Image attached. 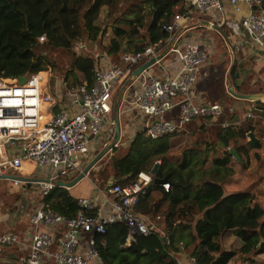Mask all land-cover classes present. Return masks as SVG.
Masks as SVG:
<instances>
[{
	"label": "trees",
	"instance_id": "obj_1",
	"mask_svg": "<svg viewBox=\"0 0 264 264\" xmlns=\"http://www.w3.org/2000/svg\"><path fill=\"white\" fill-rule=\"evenodd\" d=\"M121 1L0 0V79H18L53 67L66 71L61 81L63 88L85 83L92 86L101 65L97 45L104 44L106 57L121 61L125 53L165 42L169 36L164 26L177 13H185L189 4L188 0H142L149 4V13L145 7L133 6L132 16L121 22L117 16ZM111 30L112 38L106 46ZM44 51L48 53L43 55ZM258 102L256 119L239 123L241 111L236 107L224 110L217 121L204 117L206 122L197 129L207 134L212 127L215 137L200 136L191 144L182 139L177 148L181 161L172 160L171 155L174 139L185 130L158 139L142 131L130 141L123 156L114 157L118 149H113L109 155L112 176L102 183L97 180L98 188H105L111 179L121 185L133 182L140 172H151L158 160L162 163L157 178L168 179L171 186L166 191L154 183L138 206L145 217L161 215L165 236H138L131 248L124 249L128 227L123 223L108 225L106 233L96 237L105 264H177L176 257L183 251L199 264H230L238 254L243 256L241 261L235 259L238 263L262 264L264 237L258 228L264 226V207L255 203L253 192L226 194L217 182L219 177L235 174L232 157L248 164L251 150L262 148L258 126L264 124V102ZM226 122L228 127L223 126ZM250 133L255 139L249 140ZM94 172L91 174L96 177ZM78 200L72 189L55 188L42 203L72 219L80 210ZM230 231L242 241L240 250H225L218 241Z\"/></svg>",
	"mask_w": 264,
	"mask_h": 264
},
{
	"label": "built area",
	"instance_id": "obj_2",
	"mask_svg": "<svg viewBox=\"0 0 264 264\" xmlns=\"http://www.w3.org/2000/svg\"><path fill=\"white\" fill-rule=\"evenodd\" d=\"M230 1L237 11H240L241 3H246L250 13L240 21L229 22L223 18L222 0H188V10L177 13L164 26L169 38L148 45L144 50L125 53L121 58L124 68L111 66V59L103 52H97L101 65L96 69L95 82L92 86L85 83L71 87L67 97L71 100L70 107L61 106L55 97L43 95L46 85L41 84L42 72L29 75L22 85L17 79H0V180L12 181L16 186L31 184L44 198L58 187V181L74 179L95 157L93 140L107 128L106 121L115 127V121L110 117L119 87L124 91L139 87L130 100H122L119 112L131 114L138 111L142 114L144 131L151 139L186 130L199 117H220L222 109L219 104L203 105L192 99L197 95L199 69L207 62L208 53L197 40L184 45L181 42L190 30L191 13L197 11L218 13L221 18L219 23H209L207 29L228 26L234 35L245 31L264 49V1ZM40 40L43 42L44 36ZM162 54L165 56L155 65L135 76L140 66ZM167 56L175 58V69L167 70L163 63ZM44 105L47 106L46 112L43 111ZM245 118L252 120L257 116L254 111H248ZM223 126L228 127V123ZM122 144L121 140L114 148ZM87 160L90 161L86 163ZM26 161L37 164L41 173L38 179L23 181L9 177L10 171L22 169ZM154 179L151 172L142 171L136 180L125 185L109 181L100 191L111 207L112 212L108 214L97 210L90 198H79L80 210L72 219L41 204L29 217L31 251L23 264H41L44 257L54 258L57 264H105L96 237L104 235L107 226L115 223L126 224L129 229L125 248L132 247L138 236L159 233L138 209ZM160 186L169 191L171 185L167 181ZM62 226L66 229L61 230ZM59 234L61 238L58 240ZM17 241V234L1 235L0 254ZM55 244L57 249L52 252L50 249ZM176 259L177 264H181L178 256ZM190 264L199 263L191 257Z\"/></svg>",
	"mask_w": 264,
	"mask_h": 264
},
{
	"label": "crops",
	"instance_id": "obj_3",
	"mask_svg": "<svg viewBox=\"0 0 264 264\" xmlns=\"http://www.w3.org/2000/svg\"><path fill=\"white\" fill-rule=\"evenodd\" d=\"M222 4L224 13L223 18L229 22L240 21L250 13V9L246 3L240 4V11H237L236 6H234L230 0H222ZM220 21L221 18L218 13L202 14L193 11L188 23L190 30L182 38L181 44L183 45L197 40L208 53L207 62L199 69L197 95L192 97V99L194 102L203 105L219 104L222 109L221 115H223L224 110L226 111L227 108H240V115L237 116L238 119H236L241 123L247 121L245 113L248 111H254L255 113V108L259 102L239 99L231 93V90L242 95L264 94V49L260 47L245 31H241L238 35H234L228 26H217L215 30L207 29L209 23H219ZM167 49L168 46L165 47L163 52L165 53ZM163 63L166 65L167 70H173L176 68L175 58L172 56H167ZM41 78L45 79L43 81V83H45L47 80V74H44ZM137 90H139V87L135 86L129 91H124L122 100H130ZM58 101L61 106L67 105L70 107L71 100L69 98L65 100V98L62 99V97H59ZM260 101L264 102V100ZM119 111L120 109L118 107V116H120ZM113 112L115 111L113 110ZM110 118L115 121L114 115L113 117L111 115ZM121 118L122 117H119L120 123L122 122ZM218 119L214 118L215 121ZM203 121L206 122L205 119ZM203 121L193 120L186 127L184 132H187L191 126H197V128L200 127L201 124H203ZM121 126V140L124 139V137H126V141L127 139L131 140L134 139L139 132L145 130V118L142 114L136 111L127 114V117L125 118V121L122 122ZM114 138L115 127H112V129L106 128L98 138L93 140V157L103 150V146L106 147V144L109 145ZM128 142H126V145L129 144ZM32 166H34L32 165V161H26L24 162L22 169L18 171H10L9 177L18 178L23 181H33L38 179L41 176L40 170L37 169L39 173L37 172L38 175L35 176L31 170ZM17 172H21L22 176H19ZM72 179L69 178L67 181H71ZM0 183L1 185L9 187L11 192L20 196L16 213L24 221L23 223L21 219L18 220L17 224L20 223L22 226L17 230L6 231L1 234H17L18 241L14 245L6 247L3 250L0 254V264H23V260L28 257L31 251V238L28 234V231L31 228L29 217L32 212L43 204V198L36 192L35 187L31 184L21 183L19 186H16L9 180H0ZM100 191L101 189L95 185L92 179L84 180L80 183L79 189L77 190V197L90 198L97 206V210L101 211L103 214L111 213V207L102 194H100ZM91 213H95V211H92ZM63 229H66V227L62 226L61 230ZM60 238L61 235L59 234L58 240ZM58 240L56 242L57 244ZM123 248L129 249L131 247L125 248L123 246ZM52 249L55 251L57 245L55 244L51 248V251ZM190 258V253L187 251H183L178 255V260L181 264H190ZM41 264H57V262L52 257H44Z\"/></svg>",
	"mask_w": 264,
	"mask_h": 264
},
{
	"label": "rangeland",
	"instance_id": "obj_4",
	"mask_svg": "<svg viewBox=\"0 0 264 264\" xmlns=\"http://www.w3.org/2000/svg\"><path fill=\"white\" fill-rule=\"evenodd\" d=\"M133 6H138V8L139 7H145L146 13H149V9H148L149 4H145V2L142 3V0H122L119 4L120 11L117 13V16L120 17L119 20L121 22L127 20L129 16H132L130 11L133 9ZM110 32H111L110 36L107 37V39L105 41L106 46L108 45L109 40L112 38L113 32H112V30ZM103 45L101 43H100V45H97L98 48L96 46L95 51L102 53L105 49V46H103ZM47 53H48L47 51L42 52L43 55H46ZM61 54H62V52L58 53V55H61ZM57 62L63 63V65H65L64 62H59V61H57ZM116 63H118V64H116ZM112 65H118V66L123 67V68L125 67V65L122 63V60L116 61V59L114 57L111 59V66ZM158 69H159V67L157 66V67H155L154 70L157 71ZM42 73L47 74L46 82L48 81L47 83L46 82L44 83L46 85V88H45V90H43V95L55 97V98H57L59 95L60 98L62 97V99L65 98V100H66L70 94V91L68 88H66V87L63 88L61 86V81L63 80L66 71L60 72V68L54 69L53 67H49V70L47 72H42ZM42 76L43 75H40V78ZM123 92H124V90L122 89V87H119L115 93V98H114V111L115 112H113L114 114H112V117L114 115L115 121L117 120V117H118V107H119V109H120V107L122 109ZM120 117H122L121 120H122V122H124L125 118L127 117V113L126 112H123L122 114L120 113ZM195 120L203 121L204 118L199 117V118H196ZM122 122H121V125H122ZM106 125H107L108 129H112V126L110 125V123H108V121H106ZM209 129H210V132H208L206 134V133H203V131H201V129L200 130L197 129V126H191L187 130V132H185V134L177 136V138L174 139L173 153L171 155L172 160L181 161V157H179L177 154V152H178L177 148L182 143L181 142L182 139L190 140L191 142H188V144H191L192 142H195L200 136H201V138L202 137H209V136L211 138L215 137L216 133L213 130L214 128L209 127ZM258 130H259L258 136H260L262 139V148L251 150V152L249 154L250 156H249L248 164L245 162L241 164V162L238 159L236 160L234 157H232L231 166H232L235 174L232 177L225 178V179H221L219 177V178H217V182L222 185L226 194H230V193L238 192V191H243V190L253 192L255 195V198H256L255 203L260 204L262 207H264V124H263V122L260 126H258ZM249 140H251L250 137H249ZM128 141H129L128 139L126 141V137H124V139H122L123 144L121 145V147L117 148L118 151L116 152L114 157H117V158L121 157L128 152L129 144H130V142H128ZM126 142H128L129 144L126 145ZM107 143H109V142H107ZM105 148L106 147L103 146L102 149L104 150ZM222 149H223V147H222ZM112 154H113V151L107 155L108 158L105 157V160L103 159L102 161H100L99 164H97L96 167L92 170V171H95L94 173H96L95 174L96 177L90 173V175L88 176V178L86 180L92 179V181L97 185V180H98V182L102 183L105 178H108V177L110 178L112 176V173H111V170L109 169V165L111 163V158H110L111 156H109V155H112ZM89 161L87 160L86 163H88ZM158 161L160 163H162L161 160H158ZM34 163L35 162H32V165H34V166L31 167V170L33 171V173L36 176V175H38L39 172L37 170L38 169L37 164L36 163L34 164ZM17 174L19 176H22L21 172H17ZM221 177H223V176H221ZM66 179H69V178H66ZM111 180H114V179H111ZM79 186H80V184H79ZM79 186H77L76 188L73 189V193L75 194V196L78 195L77 190L79 189ZM36 192L38 193L37 190H36ZM19 200H20V196H18L16 193L11 192L9 187L1 185V183H0V235L2 233H5L6 231L7 232L8 231H15L20 226H22V225H20V223L17 224L18 220L21 219V221L24 223L22 218L19 215H17V213H16V209H17V205L19 203ZM160 212H163V210H161ZM147 219L149 220L150 223H153L155 225V227L158 229V232L160 234L165 236L164 234H166L165 233L166 228H164V224H163V220H162L163 218L161 217L160 214H156L155 216H148ZM258 229H259L258 231L263 232L262 237H264V226L261 228H258ZM218 241L222 244V246L225 250H233V249L234 250H240V248L242 247V244H243L242 241H240L239 238L237 236H235L234 231L227 232L225 235L221 236ZM52 251H54V249H52ZM250 257L252 258L254 256H250ZM262 257H263V260H260V262L262 264H264V256H262ZM235 259H237L238 261H241V259H243V256L238 254ZM235 259L230 264H250V261L238 263V261H236ZM256 259H257V257H256Z\"/></svg>",
	"mask_w": 264,
	"mask_h": 264
},
{
	"label": "water",
	"instance_id": "obj_5",
	"mask_svg": "<svg viewBox=\"0 0 264 264\" xmlns=\"http://www.w3.org/2000/svg\"><path fill=\"white\" fill-rule=\"evenodd\" d=\"M165 54L159 55L158 57L152 59L150 62L142 65L140 68H138L135 71V76H138L143 70L155 65L159 60H161ZM29 75L21 76L19 77L18 83L20 85L24 84L27 82ZM231 93L236 96L239 99L247 100V101H260L264 100V94H255V95H242L234 92L231 90ZM121 135H122V126L120 123L119 116L117 117V120L115 121V138L114 140L100 153H98L86 166L85 168L71 181H58V187L57 188H63V189H73L77 185H79L81 182L86 180L92 170L96 167L97 164H99L100 161H102L110 152L113 151L114 147L116 146L117 143L121 141ZM250 139L253 140L255 139L254 135L250 136ZM233 154L236 155V151H232ZM160 164H155L153 169L151 170V174L155 176L154 183L156 185H162L163 183L167 182L168 179H160L157 178V173L159 171Z\"/></svg>",
	"mask_w": 264,
	"mask_h": 264
},
{
	"label": "bare ground",
	"instance_id": "obj_6",
	"mask_svg": "<svg viewBox=\"0 0 264 264\" xmlns=\"http://www.w3.org/2000/svg\"><path fill=\"white\" fill-rule=\"evenodd\" d=\"M41 79H42V80H41V84H44L43 81H44L45 79H43V78H41ZM46 108H47V106L44 105V107H43V111H44V112H46Z\"/></svg>",
	"mask_w": 264,
	"mask_h": 264
},
{
	"label": "clouds",
	"instance_id": "obj_7",
	"mask_svg": "<svg viewBox=\"0 0 264 264\" xmlns=\"http://www.w3.org/2000/svg\"><path fill=\"white\" fill-rule=\"evenodd\" d=\"M250 135H252V134H250Z\"/></svg>",
	"mask_w": 264,
	"mask_h": 264
}]
</instances>
